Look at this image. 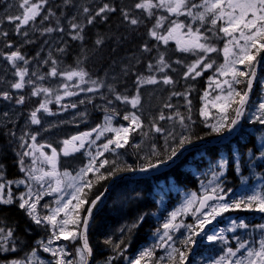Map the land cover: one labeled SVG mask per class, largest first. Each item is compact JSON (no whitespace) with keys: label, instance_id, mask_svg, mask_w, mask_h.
<instances>
[{"label":"snow or ice","instance_id":"1","mask_svg":"<svg viewBox=\"0 0 264 264\" xmlns=\"http://www.w3.org/2000/svg\"><path fill=\"white\" fill-rule=\"evenodd\" d=\"M47 2V0H38V2H32V0H21L19 7L23 10L20 15L8 17L9 22L16 23V32L20 33V28L22 26H27L29 22L35 21L36 17L40 15L41 8ZM138 10H143L147 12L149 17H152L154 13L152 9H164L172 16H181L186 15L192 19V23L185 24L184 22H179L177 20H171L170 26L167 27L164 33L158 32V29L164 28V20L167 19L164 16H159L156 19V23L153 28L149 30V36L156 42L162 43L165 47L168 46L170 41H174L176 44V49L182 53H192L197 55V60L191 65L187 66V72L184 74V78L187 79L191 76L192 79L202 75V71H207L208 69L213 68L214 61L205 63L208 59V54L219 51L216 47L207 43L210 39L209 36L201 32V27H193V23L196 21L200 22V25L209 24L210 27L207 29L208 32H212L213 36H216L218 33H222L223 38L226 39V43L222 49L224 55V64H222L218 69L217 73L220 76L230 77L231 79H225L222 82L219 80H214L212 83H215L216 88L221 90V94L216 95L211 101L212 108L216 109L219 115L215 118V122L208 124L207 120L210 118L211 113L208 110L207 98L209 96L208 92L204 93V99L206 103L204 107L200 110V115L205 118V126L211 128V132L217 135H222L226 130L228 133H232L233 130L239 125L242 118L245 116L247 106L249 105L250 93L253 90L254 81L257 78L256 65L261 63V60H258L257 57L261 56V53H264V0H203L202 4H189L188 0H139L134 6ZM194 8H202L203 11L193 12ZM88 8L84 9V12L87 13ZM116 8L110 7L108 4H104L99 10L95 13L96 16H101L105 12H115ZM49 15H53L49 13ZM124 19L129 21L133 26L137 25L139 21L136 18H130V15L127 11L123 12ZM210 17V19H209ZM47 19V17H45ZM94 17L89 18L87 23L91 24ZM106 19V17H105ZM220 25L217 27V25ZM71 28L76 34L72 36V39H80L83 37L79 33L82 32V28H79L77 24H72ZM79 29V31H77ZM48 33L53 31L63 32V28L53 29L49 27L46 29ZM4 36L8 34L6 32L0 33ZM24 36H28V32L25 31L22 33ZM103 41L98 39L96 41L97 45L102 44ZM6 47L11 48L12 45L9 43ZM151 49L147 44L143 46V51L147 52ZM63 51V49H60ZM203 55H200V54ZM12 68H14L15 76L18 77V81L13 83L11 87L15 90H23L25 87V77L28 76L27 68L20 67L17 62H23L25 65L28 63L25 56L22 55L18 50L12 51L4 57ZM57 62L52 60V64L55 65ZM176 64H181V60H176ZM158 64L162 65L159 71H164L169 65L165 61L163 54L159 56ZM201 71H197L198 68H201ZM239 66H244L248 70H242ZM149 69L153 65H148ZM194 73V75H193ZM60 73L57 72L55 67L52 68L49 75L56 77ZM35 75V73H33ZM67 80L71 81L74 77H79L81 83L86 82L85 77H87V72L83 70H74L69 71L63 74ZM44 77H40L43 79ZM244 78V79H241ZM147 84H155L158 81L154 77H149L146 81ZM31 83V81H28ZM93 85H97L96 81H91ZM163 83L169 85L173 83L171 77L165 76L163 78ZM245 84L243 90L238 89L235 85ZM227 86L225 90L224 86ZM67 88V85L64 86ZM98 90V87H90L87 91L92 92ZM40 92L48 93L49 89L47 88H36L32 95L36 96ZM74 92H65V95L72 96L75 95ZM173 95H184L187 100V93H173ZM0 98L3 100H11L12 97L8 92L0 93ZM116 100L126 102L131 104L133 109L137 108L140 103L139 95L129 99L128 97H121L116 95ZM61 96L57 95L56 100L59 102ZM25 97L23 95L19 96L16 99L17 104H23ZM51 101H45L39 104V107L30 113V121L34 125L41 123V120L38 118V112L43 110L44 113L52 115L48 108V103ZM83 101H81L82 103ZM188 104H191L190 100H187ZM111 103V101H109ZM75 107V105H71ZM166 107H171V105H165ZM67 106H65L66 108ZM259 114L256 115L255 121L261 125H264V102H261L258 105ZM231 111L232 115H229ZM191 112V108H189ZM7 115V113H5ZM172 117H168L171 119ZM123 119L129 121L127 127L113 128L111 126V116L105 117V125L102 128L93 129L96 132V139H99L105 132L115 133L114 138H109L106 143L102 145L103 151L97 152L95 155L91 156V159L88 165L80 169V172L77 176L72 177L70 173L64 172L63 176L65 178H70L67 183V188H70V192H66L65 188L62 187L64 181L60 178V173L57 171V158L58 153L55 148H52L51 155H47L44 152H40V157L42 162L46 163L50 167V171H45L43 168L39 169L40 175H33V172L37 171L36 169H29V178L35 180L38 184H43L41 182L48 180V191L44 192H33L31 187H29L28 192L20 195L19 197L14 198L10 190V184H7L2 181L0 178V205H12L17 203L18 207L26 214V216L37 226H44L51 229V236L45 243L40 241L39 243L43 246V251L50 253L54 258L50 264H89V258L92 256V248L88 243L87 233L90 226V221L93 218L94 210L98 207L99 203L102 201V194L97 195L94 199L89 200V193L94 186V181L91 179H85L88 173H95L98 171L96 165V159L98 156L103 155V152L114 151L110 146L114 145L115 149L124 148L130 139V135L133 131L143 128L141 119L135 113H130L124 115ZM160 120H164L165 116L163 114L159 117ZM188 119L191 120V116H188ZM180 123L187 129V126L184 125V118L181 117ZM155 132L162 133L163 129L152 125ZM92 136L91 132H85L81 135L73 136L71 139H66L63 141V155L68 156L74 152L80 151L81 148L85 147L86 142L89 141V138ZM169 136L175 141V137ZM23 140V137H21ZM31 140L33 143L29 145L31 151L23 152V156L32 155L35 157V153L45 145H37L35 143L36 136L32 135ZM167 141V137H166ZM77 142H79L77 144ZM27 143V141H24ZM91 143H95V140H92ZM192 143V138L190 135L180 136L176 146H173L169 149V155L157 162H152L148 160L146 166H140V172H147L150 169L159 170L160 165H167L169 162L175 163L176 158L180 155L181 150L184 149L186 144ZM23 146V144L21 145ZM47 147H51L47 145ZM154 155H159L153 149ZM260 159H264V150L260 151ZM23 164V161H20ZM36 163L35 158L33 159V164ZM109 161L107 159L103 160L99 164V168L105 167L108 165ZM219 167L223 169L225 164L220 163ZM24 170L23 168L21 169ZM117 171L119 169H116ZM126 171L132 172L136 169L127 167ZM237 171L239 168L237 167ZM108 176L114 175V172H109ZM224 172L221 171L216 179H219L220 176H223ZM107 177L105 174L101 173L97 179L103 180ZM54 181V183H53ZM19 183L23 184L25 181H20ZM8 188V191L5 192V189ZM87 189L88 191H85ZM224 192L223 187L220 184L215 185L209 190H206L205 193L197 198L193 194L191 199H188L184 211L187 212L193 207L198 199V206L195 208L193 215L195 217L194 224L183 225L189 233V235L180 241L182 247H172L171 251L167 254V260L164 262V258H157L156 264H187L188 256L191 251V248L188 247L195 243L193 237L199 236L204 232L207 225L212 224L218 217L223 216L224 214L231 211H256L258 213L264 214V194L257 192L253 195L247 197V199H238L232 202H228L226 196L222 194ZM53 193L58 194L59 198L55 200L56 207L50 208L47 214L41 215L38 208L40 205V200L44 195H52ZM65 196L68 198L65 199ZM177 216L176 212L171 214V220L163 224L164 233L161 239L165 237L168 241H171L173 237L169 234L172 230L178 228L179 226L174 224ZM144 217L140 216L136 221H133L131 225L122 227L120 231L122 233H131L133 229L139 227L140 223L143 222ZM232 227L229 231H235L239 229H247L249 225L245 222L236 221L232 222ZM258 230L264 234V224L257 226ZM13 237V231L11 229H5L0 227V251L9 252L16 251L15 247H8L7 242L10 238ZM61 239L70 240L72 243H75L77 239L81 241V245L76 248V260H68L65 257L69 255L66 251V247H56L53 248L51 245L55 241H60ZM209 242L217 240L216 235H210L207 237ZM220 239H223L221 236ZM106 244L113 246V250L117 255L109 258L105 264H113V261L122 256L123 250H121L120 245L124 243L121 240L119 243L113 244L111 240H105ZM241 249H247V245L244 242H240L236 250L232 248L227 249V256L235 257L237 252ZM35 251L32 252V257H35ZM153 257V250H145L140 253L139 257L130 260L128 264H142L146 260H151ZM10 264H25V261L21 260H12ZM27 264H35V261L29 259ZM39 264H44L43 261H40ZM215 264H264V239L259 241V247L257 249H247L246 257L244 259H226L221 257L220 260L216 261Z\"/></svg>","mask_w":264,"mask_h":264},{"label":"rangeland","instance_id":"2","mask_svg":"<svg viewBox=\"0 0 264 264\" xmlns=\"http://www.w3.org/2000/svg\"><path fill=\"white\" fill-rule=\"evenodd\" d=\"M3 1V0H2ZM56 3V12H53V2L52 0H47V2L43 5L40 11V15L36 17L35 21L29 22L27 26H22L20 28V33L17 34L16 32V23H11L8 20L10 16L20 15L22 13V9L19 7L21 0H10L9 4L5 6L2 12H0V33L6 32L8 35L4 36L0 34V93L8 92L12 99L11 100H3L0 98V125L5 128L7 135L13 137V151L16 160H22L23 164L19 167V177L12 181L10 184V190L14 198L19 197L20 195L28 192L29 187L33 190V192H44L47 193L48 191V180L46 178L45 181L38 184L35 180L29 178V169H36L37 171L33 172V175H40L39 169L43 168L45 171H50L49 165L42 162V158L40 157V152L43 151L41 148L39 151L35 153V157L32 155L23 156V152L31 151L29 145L33 143L31 140V136H36L35 143L37 145H54L56 150L58 151V158H57V171L60 173V178L64 181L62 187L65 188L66 192H70L71 189L67 188V183L70 178H65L63 176L64 172H68L71 174L72 177L77 176L80 172V168H78L75 172L67 170V164L70 159H72L71 154L68 156L63 155V141L66 139H71L73 136H77L80 134V127L83 126L81 132H91L92 136L89 138V141L86 142L85 147L81 148L78 154H75L79 158L83 159L84 165H88L91 155H95L97 152L103 151L102 145L107 142L109 138H114L115 133L113 132H105L99 139H96V132L93 129L102 128L106 121V116H111V126L113 128H120V127H127L129 125V121H125L123 119L124 115H128L130 113H135L141 119L143 124V128L137 129L133 131L130 135L129 143L121 149H115V146H110L114 149V151H106L103 152V155L98 156L96 159V165L98 171L95 173H88L87 177L91 179L93 176L98 177L101 173L105 174V169L110 167V164L119 161L128 160V155L136 151V149L140 148H147L146 150L153 151L159 143L164 145H168L169 142L171 144H177L180 136L186 135L184 131V126L181 125L180 119L182 117L183 112L174 110L173 107H166V103L162 102V93H165L166 90L169 92H173L176 88V80L181 78L182 80V88L184 92L190 95L191 92L195 91V82L198 78H203L204 86L203 92H208L209 96L207 98L208 102V110L211 113L210 118L207 120L209 124L215 122V118L219 115L216 109L212 108L210 101L216 96L221 94V90L216 88L215 83H212L214 80H219L222 82L225 79H231L230 77L220 76L217 73V69L224 64V55L222 49L224 44L226 43L227 38L223 37L222 33H218L216 36L212 35V32H208L207 29L210 27L209 24H205L203 26L200 25L199 21L193 23V27H201V32L205 35L209 36L210 39L207 43L211 44L212 46L216 47L219 51L208 54V59L205 63L214 61L212 69H208L207 71H202V75L192 79L189 76L187 79L184 78V74L187 72V66L194 63L198 56L193 55L192 53H184L181 54L182 58L179 57L178 54L174 56L175 58L172 62L167 63L169 67H166L164 71H159L162 65L158 64L159 58H157V54H155V59L152 62L148 60V65L151 64L153 67L148 70L143 69V61L144 56L146 55L142 50L141 52H137L135 55L131 57H127L121 59L119 62L114 63L111 67V70L105 74L101 79L98 85V90L89 92L87 91L88 87L81 84L79 77H74L73 80L69 81L63 75L69 71H78L79 65L84 61V58L81 59L80 63H76L75 65L69 67L66 66V63L62 58L63 55H66L69 52V45L66 38V34L68 31H73L71 25L74 24V21L86 19L87 14L85 13L84 6L85 0H53ZM32 2H38V0H32ZM139 2V1H138ZM155 2V0H154ZM189 4H202L203 0H188ZM59 10V11H58ZM193 12H200L203 11L202 8H194L192 9ZM52 13L53 15H49ZM129 13H131L132 17L137 18L143 16L146 12L143 10H138L135 7H131ZM47 17V19H45ZM59 18L60 23L59 26L54 28H63L64 31H53L48 33L46 31V23L49 22L51 19ZM210 19V17H209ZM179 22H184L185 24L192 23V19L186 15L179 16L176 19ZM220 25L218 24L217 27ZM27 31L28 36L22 35L23 32ZM37 36L38 38H34ZM174 42V41H173ZM11 44L12 47H6L7 44ZM175 43V42H174ZM155 45H159L158 42H154ZM141 48V46H140ZM63 49V51H60ZM18 50L22 55L25 56L28 63L25 65L23 62L18 61L17 64L20 67L27 68L28 76L25 77V87L23 90H15L11 87V85L18 81V77L15 76V69L12 68L11 64L4 58L5 55L9 54L12 51ZM40 50L39 52H35ZM160 50V49H158ZM34 51V52H33ZM179 52V51H178ZM161 54L158 52V56ZM164 55V54H163ZM200 55H203L202 53ZM165 57V55H164ZM138 59H140L138 61ZM52 60H55L57 63L55 65L52 64ZM176 60H181V64H176ZM166 61V57H165ZM78 62V61H75ZM134 62L135 64H133ZM55 67L57 72L60 73L56 77H52L49 75L52 68ZM201 68H198L197 71H201ZM240 68L242 66H239ZM244 68H242L243 70ZM133 71V84L134 89L132 90H125L123 91V87L125 84L123 82V78L129 74V72ZM35 73V75H33ZM194 75V73H193ZM165 76L171 77L173 80L172 84L165 85L163 83V78ZM40 77H44L40 79ZM149 77H154L158 82L155 84H147L145 81ZM31 81V83H28ZM117 86L119 93L115 90H111V86ZM67 85V88L64 86ZM93 85V84H92ZM237 87V85H235ZM263 87H264V79H263ZM36 88H47L49 89L48 93L40 92L35 97H42L43 101H51L54 102L48 103V108L52 115L44 113L43 110L38 112V118L41 120V123L38 125H34L30 121V113L36 110V108L26 107L25 103L17 104L16 99L23 95L24 91L32 92ZM90 88V87H89ZM225 90L227 86H224ZM107 91V98L106 100L111 101L109 105L102 104L98 100L102 97L104 91ZM65 92H74L75 95L67 96ZM203 96L199 102V114L201 108L204 107L206 103ZM120 95L121 97H128L129 99L139 95L140 103L137 108L133 109L131 104L122 102L120 100H116V95ZM61 96L59 102L56 100V96ZM181 97V96H180ZM171 98V97H170ZM81 101H83L81 103ZM264 102V89H263V96L262 100L257 104L251 107V109L246 113V119L248 124H252L255 121L256 115L259 114L258 105ZM71 105H75L72 107ZM65 106H67L65 108ZM191 105H187L190 108ZM71 109H77L76 111H72ZM179 109V108H178ZM7 113V115H5ZM163 113L166 118V113L168 117H172L171 119L160 120L159 117ZM92 114L99 116L98 118V125H94L92 122H88L87 116ZM204 118V117H203ZM205 120V118H204ZM185 123V122H184ZM155 124L156 126L163 129L162 133L155 132L152 125ZM171 133L172 137H175V141L169 136ZM23 137V140L21 139ZM167 137V141H166ZM92 140H95V143H91ZM27 141V143H24ZM23 144V146H21ZM257 145L259 150H264V131L259 133L257 138ZM14 156H12L14 158ZM11 157V155H10ZM21 158V159H20ZM35 158L36 163L33 164V159ZM78 158V159H79ZM107 159L109 161L108 165H105L103 168H99V164L101 161ZM82 166V167H83ZM85 166V167H86ZM24 169L23 171L21 169ZM211 171V170H210ZM208 174H203L200 180L199 188L196 192H189L185 193L182 196V202L178 204L176 209L170 213L166 222L171 220V214L173 212L177 213L174 224L178 225L179 227L172 230L169 234L173 237L171 241H168L165 237L163 240L161 237L164 233V228L159 232V234L155 237V240L158 244L164 245L163 254L167 257L169 251H171L172 247H177L175 239L183 234L182 236L186 238L189 233L183 225L187 224H194L195 217L193 212L198 205V199L196 203L193 205L189 211L185 212L184 208L186 206V202L188 199H191L193 194L197 198L202 196L206 190H209L217 184H220L224 192V194L228 200V202H232L238 199H247L248 196L253 195L257 192L264 194L262 190L264 183L259 176H255L251 180L249 178L244 177L240 172L237 173L238 181L233 183L232 185L227 184V180L225 179L226 171L225 168L220 169V171H211ZM224 172L223 176H220L219 179H216V176L221 172ZM85 177V179L87 178ZM25 181V183L21 184L20 181ZM7 183V182H6ZM54 183V181H53ZM226 185V187H225ZM14 190L17 191L16 195L14 196ZM8 191V188L5 189V192ZM59 196L56 193L52 195H44L43 198L40 200L39 205V212L41 215L47 214L50 208H55L57 205L55 200L58 199ZM68 197L65 196V199ZM249 216L239 218L237 217L238 214L234 213V211L228 212L221 217H218L212 224L206 226L203 233L199 236H194L193 239L195 242L201 241H208L207 237L210 235H216L217 239H220L222 236L223 239L228 235H234L238 231L245 230V238L246 241L251 240L249 247L247 249H257L259 247V241L264 239V234H262L257 226L260 224H264V214L258 213L256 211H248ZM249 220L251 224V230L247 229H239L237 228L235 231H229V229L233 226L232 222L236 221L245 222ZM41 229L46 237L42 240L45 243L51 236V229L46 228L44 226H38ZM260 238V240L258 239ZM72 243L70 240L61 239L60 241H55L51 247H66V251L69 253L68 256L65 258L68 260H76V244ZM246 241H239L246 242ZM215 242V241H213ZM71 247V252L68 251V248ZM237 246L235 245L233 250H236ZM247 249H241L243 255L237 252L235 257L226 256V259L236 260V259H244L246 257ZM36 256L32 257V254H29L26 259L21 260L27 261L32 259L35 261V264H39L40 261H43L44 264H50V262L54 259L50 253H46L43 251V246L40 244L38 250L35 251ZM220 259H207L205 264H215L216 261ZM10 264V263H6Z\"/></svg>","mask_w":264,"mask_h":264},{"label":"trees","instance_id":"3","mask_svg":"<svg viewBox=\"0 0 264 264\" xmlns=\"http://www.w3.org/2000/svg\"><path fill=\"white\" fill-rule=\"evenodd\" d=\"M119 2H125L124 4H126L128 0H94V3L97 4L87 6L89 14H87L86 19H79L75 23L79 28H82V32L79 34L82 35L83 39H72V36L76 34L73 31L66 35L70 43L67 61L72 64L74 60H77L76 56L79 58L86 56L80 69L87 72L88 75L85 79L89 81L92 79L99 83L106 72L111 70L114 63L129 57L132 52L140 51V44L149 33V30L153 28L150 23L144 22L143 19L137 25H131L123 16V12H129V9L119 6ZM104 4L116 8V11L105 12L101 16H96L95 13ZM92 17H94V22L87 23L86 21ZM59 23L58 19H51L45 24L46 29L49 27L55 28ZM34 38L38 37L35 36ZM98 39L102 40L103 43L97 45L96 41ZM244 70L247 71L248 69L245 68ZM262 73L264 74V67ZM130 79L131 75L126 79L125 87L129 85ZM244 88L245 84L238 86L240 90ZM114 90L119 93L118 88ZM203 90V88H198L188 96L192 106H190L191 112L185 106L183 98L182 100L178 99V104L176 101L174 103L177 97L173 93H184L182 89H176L172 94L167 91L168 99H170L167 105L177 104L182 110V116L187 126L186 135L191 136L192 143L217 136V134L211 132L210 127L205 126V121L201 119L198 113ZM262 91L260 83L254 90L252 103L260 100ZM30 101L31 105L29 106L32 108H36L40 104V99ZM189 115L191 120L188 119ZM229 115H232L231 111ZM248 128L250 126L243 122L232 141L192 153L165 174L139 180L135 183H120L109 197L107 205L96 215L92 222L88 243L92 248L93 264H105L109 258L117 255L113 250V246L106 244L105 240H111L113 244L119 243L121 240L124 241L120 245L124 254L118 256L113 264H128L130 260L138 258L141 252L149 249L153 250V257L151 260L142 262V264H156L157 258L163 257V255L153 244V236L157 231L162 230L169 214L180 203L181 194L196 191L201 175L208 173L210 170L220 171L219 165L221 162L226 164V178L230 183L237 181L238 172L248 177L256 174L264 176V159L259 158L260 151L255 133L248 130ZM169 149L170 147L163 149L160 145H157L155 152L159 155H154L151 151L149 160L157 162L165 159L170 154ZM12 151L10 138L6 137L5 131L0 129V176L3 175L5 180H13L19 176L18 166ZM141 153L142 150H137L135 156L137 157L139 154L140 157ZM133 166L136 168V164ZM127 167L128 165H120L116 168L119 169L118 171L116 169L112 171L114 175L98 180V183L94 184L89 193V200L101 195L112 177L126 172ZM237 167L239 171H237ZM140 216L144 217L143 222L140 223L139 227L133 229L130 234L120 231L122 227L131 225ZM0 227L13 231V237L7 242V246L16 248L14 252L5 253L0 251V262L23 259L35 248V244L42 236L31 220L18 207V204L9 207L0 206ZM180 241L182 239L178 242L179 246L182 247ZM77 245L80 246V242H77ZM188 247L191 248L192 252L189 253L187 264H203V261L210 256H221L226 251H223L224 247H221L218 243H199L197 250H192V245ZM166 260L167 258H164V262Z\"/></svg>","mask_w":264,"mask_h":264},{"label":"water","instance_id":"4","mask_svg":"<svg viewBox=\"0 0 264 264\" xmlns=\"http://www.w3.org/2000/svg\"><path fill=\"white\" fill-rule=\"evenodd\" d=\"M260 60H261V63L256 66V72H257V74H258V72L260 70V67L264 63V54H263V56H262V58ZM255 81H254V84H255ZM254 84H253V87H254ZM251 94H252V92L250 93V98H251ZM240 123H241V121H240ZM240 123H239V125H240ZM239 125L233 130L232 133L226 132L223 135H221V136H219V137H217L215 139H210V140H207V141H204V142H201V143L191 144L189 146L184 147V149L181 150L180 155L176 158L175 162H177L178 160H180L188 152L193 151L195 149L205 148V147H208V146H216V145H220V144H222L224 142L229 141L236 134ZM173 164L174 163L169 162V164H167V165H160L159 170H157V169H150L147 172L133 173V174H130V175H127V176H124V177H120V178L115 179L110 184L109 188L106 190L105 194L103 195L102 201L99 203L98 207L94 210L93 216L96 214L97 211H99L103 207V205L105 203V199L108 196L110 190L115 186L116 182H118L120 179H123V178H133V179H136V178H139V177H146V176L156 175V174H159L161 172H164V171L168 170ZM91 221H90V223H91ZM91 262H92V256L89 258V264H91Z\"/></svg>","mask_w":264,"mask_h":264},{"label":"flooded vegetation","instance_id":"5","mask_svg":"<svg viewBox=\"0 0 264 264\" xmlns=\"http://www.w3.org/2000/svg\"><path fill=\"white\" fill-rule=\"evenodd\" d=\"M47 147V146H46ZM53 147H47V149L51 150Z\"/></svg>","mask_w":264,"mask_h":264}]
</instances>
